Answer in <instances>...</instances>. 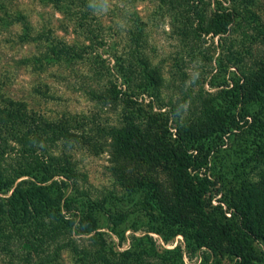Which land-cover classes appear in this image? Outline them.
Wrapping results in <instances>:
<instances>
[{"label": "trees", "instance_id": "16d2710c", "mask_svg": "<svg viewBox=\"0 0 264 264\" xmlns=\"http://www.w3.org/2000/svg\"><path fill=\"white\" fill-rule=\"evenodd\" d=\"M42 1L66 14L83 9L77 0ZM157 1L183 52L173 55L169 73L175 98L164 95L165 75L145 53L138 19L130 20L121 51L115 45L110 55L103 26L89 14L74 16L87 45L45 37L43 61L67 67L70 88L112 117L107 123L98 114L63 111L46 119L23 102L1 104L0 224L30 228L36 245L58 242L56 251L79 253L73 236L88 237L92 250L80 264H185L184 254L192 259L201 250L198 264H264V5ZM18 21L27 29L24 17ZM212 38L217 56L202 57L204 65L213 61L212 72L200 70L199 86L188 90L186 57L201 58ZM87 123L117 165L125 202L141 217L112 212L105 198L79 191L70 149L92 144ZM11 155L18 165L8 164ZM102 215L117 247L128 241L122 251L100 231ZM149 233L164 244L180 235L184 249L158 251Z\"/></svg>", "mask_w": 264, "mask_h": 264}, {"label": "rangeland", "instance_id": "374dc122", "mask_svg": "<svg viewBox=\"0 0 264 264\" xmlns=\"http://www.w3.org/2000/svg\"><path fill=\"white\" fill-rule=\"evenodd\" d=\"M77 1V4L83 8L80 14H89L90 20L94 19L103 26V33L108 36L103 50L108 51V55L115 45L119 47L118 51L124 47L126 32L132 23L130 20H140L139 22L145 25L143 31L144 39H146L145 53L151 63L163 71L165 82L169 87L164 95L176 97L175 94L178 91L171 85L174 81L169 73L172 71L173 55L183 52L178 51L179 44L171 34L168 25L170 15L161 3L157 0ZM208 1L213 7L215 0ZM218 1L224 7L231 6L228 0ZM257 2L264 5V0H257ZM77 11L70 14L61 13L52 4L42 0H0V105L8 100H15L25 103L28 109L35 110L46 119H55L58 113L70 111L89 116L92 115L90 113H93V116L98 114L101 116V121L108 123L109 118L112 117L111 112L99 114L101 111L96 112V105L88 97L86 98L73 87L70 88L67 67L54 66L43 61V56L47 52L43 40L48 35L70 45L88 44L83 39L84 34L76 30L74 26V16L80 15ZM20 17L25 18L27 29H24V24L18 21ZM216 42L217 38L207 41L204 45L206 48L201 51V58L194 61L186 57L188 69L190 68L188 72H191V80L186 82L188 90L199 86V82L197 85L194 79L198 77L200 70L211 71L213 68V61H207L204 65L202 57L209 60L217 56ZM204 76L205 74L200 76L199 81ZM85 130L89 133L92 144L77 142L70 149L79 191L86 192L97 199L105 198L107 200L105 208L112 212L120 209L129 210L141 217L133 203L125 202L121 177L117 176L115 171L117 165L109 161L106 147L97 146L100 135L96 134L95 126L87 123ZM58 150L62 152L63 149L58 148ZM12 158L15 159L11 155L7 161L8 164L18 165L11 161ZM99 224L100 231L106 233L105 237L110 248L122 251L128 246L127 241L121 247H117L118 239L109 232L106 215L99 218ZM32 232L30 228L15 229L6 222L0 224V264H80L82 255L92 250L88 237L73 236L78 245L79 253H76L68 248L56 251L58 242L52 245L45 241L44 245H36L33 241L34 236L30 238L26 235ZM140 232H136L135 235H140ZM130 234L131 231L125 233L126 236ZM149 235L156 242L158 251L176 246L184 249L180 235L168 244H164L161 237L155 233H149ZM203 252V250L196 252L192 259L184 254V263L198 264ZM224 262L233 264L227 258H224Z\"/></svg>", "mask_w": 264, "mask_h": 264}]
</instances>
